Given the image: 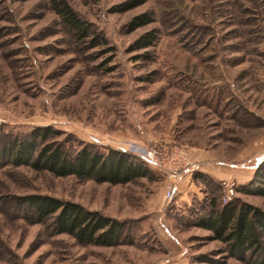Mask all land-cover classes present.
<instances>
[{"label": "rangeland", "instance_id": "obj_1", "mask_svg": "<svg viewBox=\"0 0 264 264\" xmlns=\"http://www.w3.org/2000/svg\"><path fill=\"white\" fill-rule=\"evenodd\" d=\"M66 1L95 45L49 0H0V144L51 127L49 140L69 151L120 150L150 172L112 184L0 156V264H252L197 222L230 184L231 200L264 211V0H145L125 11V0ZM139 14L150 21L129 31ZM147 32L151 44L132 48ZM160 146L198 165L169 197L168 171L135 150ZM28 194L115 218L122 238L105 246L53 233L20 204Z\"/></svg>", "mask_w": 264, "mask_h": 264}, {"label": "trees", "instance_id": "obj_2", "mask_svg": "<svg viewBox=\"0 0 264 264\" xmlns=\"http://www.w3.org/2000/svg\"><path fill=\"white\" fill-rule=\"evenodd\" d=\"M49 2L61 23L77 40L83 41L92 34L91 46L96 44L98 35L89 32L87 22L66 0ZM143 2L145 0H125L117 10L125 11ZM149 21L147 14L135 15L128 21L127 29L133 30ZM152 39V33L147 32L132 43V48L149 46ZM55 133L51 127L34 128L24 137L1 143L0 156L13 165H28L55 176L73 175L112 184L127 183L150 172L138 158L120 150L101 151L90 145H82L69 151L60 141L49 140V136ZM258 185L255 184L256 190ZM20 200L24 209L31 212L34 222L47 221L53 233H67L80 243L105 246L117 244L122 238L121 221L86 209L79 203L45 194H28ZM197 224L210 230L212 238L222 241L231 257L252 264H264L263 210L250 203L230 199L221 205H213L209 214L200 218ZM258 252L260 255L256 257ZM203 257H200V261L206 260Z\"/></svg>", "mask_w": 264, "mask_h": 264}, {"label": "built area", "instance_id": "obj_3", "mask_svg": "<svg viewBox=\"0 0 264 264\" xmlns=\"http://www.w3.org/2000/svg\"><path fill=\"white\" fill-rule=\"evenodd\" d=\"M135 150L139 151V154L143 157L145 161L151 164L162 166L165 168L170 177V181L165 188V196L169 197L174 190L175 179L179 174L184 171H192L198 168L197 163L190 161L185 152L174 146H160V147H151L143 148L137 147ZM231 185L222 196V200L225 203L229 200V193L232 191Z\"/></svg>", "mask_w": 264, "mask_h": 264}]
</instances>
